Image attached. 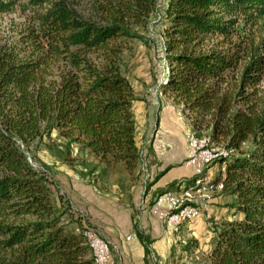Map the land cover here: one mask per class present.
Instances as JSON below:
<instances>
[{"label":"trees","instance_id":"16d2710c","mask_svg":"<svg viewBox=\"0 0 264 264\" xmlns=\"http://www.w3.org/2000/svg\"><path fill=\"white\" fill-rule=\"evenodd\" d=\"M95 1L101 20L84 17L71 0H27L39 7L33 23L16 40H0V264H96L83 232L53 202L50 177L19 142L47 137L63 160L77 146L132 173L140 158L136 96L120 55L128 38L142 37L135 26L159 10L166 67L158 86L197 135L227 150L212 161L224 168L209 182L231 196L232 216L214 223L197 264H264V30L257 31L264 0ZM18 2L0 0V13ZM196 178L158 193L187 189ZM133 226L149 264L151 240L137 220Z\"/></svg>","mask_w":264,"mask_h":264},{"label":"rangeland","instance_id":"374dc122","mask_svg":"<svg viewBox=\"0 0 264 264\" xmlns=\"http://www.w3.org/2000/svg\"><path fill=\"white\" fill-rule=\"evenodd\" d=\"M71 2L84 17L94 20L103 18L102 9L96 6L95 0H71ZM38 8L27 0H19L12 10L1 12L0 40L7 42L16 40L20 31L33 23L34 14ZM161 13L160 10L154 11L146 25L135 26L142 37L128 38L120 55L122 72L129 79L136 96L133 109L136 119L135 139L140 158L132 173H128L122 165L115 162L106 164L98 161L96 157L85 150L78 149L77 146L72 148V159L63 160L54 153L53 147L48 145L47 137H43L41 142L38 138L30 145L19 142L28 160L45 170L50 177L53 202L57 207L67 211L63 217L71 220V225L76 232H83L90 247L88 236L92 235L91 233L94 234L92 236L105 239L115 264L117 263V257L113 256L115 248L103 227L108 225L114 230L116 225L120 228V232H124L125 227L135 220L139 207L135 206L136 202L131 201L132 193L136 191L131 189V185L138 183V188L143 190V185L147 184L146 192H148L149 189L151 190L150 182H155L159 171L153 165L158 160L151 145H160L162 149L158 151L166 152L163 157H170L169 164L175 163L166 170V177L187 167L191 170L180 181L197 176L196 171H202V168H205V172L202 171L201 176H197L187 189H171L173 191L168 190V194L165 191L167 199L172 195L173 198L175 197L172 200L175 204L173 207H181L167 210L164 206L163 211L170 212L168 222L172 226V234H169L171 237L163 255L155 254L149 264H197L210 248L214 223L232 216V210L227 205L231 196L220 190L222 184L211 186L209 182L220 168H224L223 163L212 161L225 157L226 149L210 142L207 135H197L192 130L190 119L182 112L180 104L173 102L158 86V79L166 67L162 52L164 20ZM257 29V31L264 30V22L260 23ZM258 88L264 93V74L258 83ZM196 144H202L207 150L222 149L223 153H210L216 154L217 157H210V161H203L202 165H191L187 162V145ZM246 145H249L248 141L244 142V146ZM182 151H186V154L181 159ZM180 159L181 162L176 163ZM94 164H98L95 169L92 168ZM104 165H106V171L101 172ZM159 190L154 189L153 203L156 198L158 201L165 194L160 195L163 192L158 193ZM186 206H196L198 213L201 214L177 222L174 216ZM130 211L133 212L132 215ZM162 219L166 228L165 218ZM88 227L95 228L100 234ZM189 239L196 240L195 248L192 251L182 250L180 246ZM94 258L95 263L98 264L95 253Z\"/></svg>","mask_w":264,"mask_h":264},{"label":"crops","instance_id":"0c3cea01","mask_svg":"<svg viewBox=\"0 0 264 264\" xmlns=\"http://www.w3.org/2000/svg\"><path fill=\"white\" fill-rule=\"evenodd\" d=\"M151 146H152L153 153L158 160L153 165L156 166L157 171L159 170L158 172H160L167 164H169L170 157H166V158L165 156L163 157V154L166 152L161 153L160 152L161 150L158 151L159 149H162L160 145H155V146L151 145ZM182 152L180 154L181 156L179 155L181 159L186 154V151H182ZM181 159L178 160L176 163H180ZM171 163L175 164L173 162ZM190 170L191 169L187 167V169L185 170L183 169L181 171L175 172L169 177H166V174H165L166 171H165L163 174H161V176H159L155 180L154 183L151 184L150 186L151 190L149 189L148 192H146L144 195L142 193L143 190L138 188V185H137L138 183L131 185V189L133 190L136 189V191L132 193L133 195L131 197V201H133V203L136 202L135 206L137 208L139 207L138 211L135 214V220H137V228L141 230L143 233L148 235L149 239L151 240L149 242V246L152 252L159 256L163 255V253L166 251V248L168 247V242L171 237L169 234H172L173 229H172L171 224H169L167 220H165L166 221V228H165V225L163 222L164 220L162 219L163 217H161L162 215L159 214V211L158 210L156 211L154 208V203H153L155 199V194H153L154 189H161L165 187L171 181H175V180L180 181L181 179L185 178L184 176L188 175V171ZM152 188H153V191H152ZM162 197H166V202L169 206L171 207L175 206V204H173L172 202V200L175 198V197L173 198V195L171 196L172 199L171 198L167 199V195L165 193L158 199V201H161ZM164 206L165 204L162 203L159 205L158 209L160 211H163L165 208ZM129 213L130 215L133 214L132 211H130ZM167 213L169 215L170 212L167 211ZM93 218L97 220L96 217L93 216ZM168 219H169V216H168ZM130 223L131 225H128L127 227H125L126 231L124 232L123 231L120 232L119 231L120 228H118L116 225H115L114 230H112L113 229L112 227H111L112 229H110L108 225L104 226L103 228H104V231L106 232L105 233L106 236L108 235L107 237L110 238L112 246H114L115 248L113 256L115 255V257H117L116 264H120V261H121V264H145V260H144L145 252H144L143 244L141 243V241L139 240L135 232V227L133 226V222H130ZM88 228L99 233L95 228H92V227H88ZM128 234L130 235L129 238L126 237Z\"/></svg>","mask_w":264,"mask_h":264},{"label":"bare ground","instance_id":"6f19581e","mask_svg":"<svg viewBox=\"0 0 264 264\" xmlns=\"http://www.w3.org/2000/svg\"><path fill=\"white\" fill-rule=\"evenodd\" d=\"M210 153H217V152H212V151H209L208 152V160L209 161H210V157L211 158H216L217 157L216 154H210ZM191 165H202V164H200V163H193ZM203 172H205V171H203ZM203 172H201V173H203ZM197 176H201V175H197ZM180 207L179 208H173V210L174 209H180ZM198 212H199V210L197 209L196 206H186L183 209H181L179 211V213H177L174 216V219L177 222H180L181 220L191 219L192 218V213H198ZM167 221H169L168 220V213H167ZM86 233H87V231H86ZM91 234L94 235L93 233H91ZM92 235H89L88 236V241H89L91 247L93 248V251H94L95 256H96V261L98 262V264H115L113 262L112 258H111L109 246H108V249H104V255L101 253V251L97 247V241H100V243L102 245H108V243L105 241V239H102V237H100V236L97 237V236H92Z\"/></svg>","mask_w":264,"mask_h":264},{"label":"built area","instance_id":"2783aa9c","mask_svg":"<svg viewBox=\"0 0 264 264\" xmlns=\"http://www.w3.org/2000/svg\"><path fill=\"white\" fill-rule=\"evenodd\" d=\"M188 147V155H187V162L190 164L193 163H200L202 164V161H209L208 160V152L209 151H216L217 153H223L222 149L219 150H207L202 144H196V145H187ZM202 171H205V168H202ZM202 171H196V175H201ZM193 192V191H191ZM165 203L167 210H172L173 208H179V207H171L166 202V197H162L161 201H155L154 202V208L155 210L159 211V214H161L165 220H167V210L166 211H160L158 209L159 205ZM202 203V202H201ZM203 213V211H202ZM201 213H192V218L200 215ZM127 238L130 237L128 234L126 236ZM97 247L101 251V253L104 255V249H108V245H102L100 241H97ZM153 258V257H152Z\"/></svg>","mask_w":264,"mask_h":264}]
</instances>
